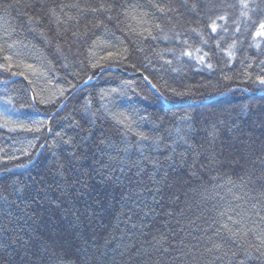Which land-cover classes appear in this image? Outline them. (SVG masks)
Segmentation results:
<instances>
[{
  "label": "trees",
  "instance_id": "1",
  "mask_svg": "<svg viewBox=\"0 0 264 264\" xmlns=\"http://www.w3.org/2000/svg\"><path fill=\"white\" fill-rule=\"evenodd\" d=\"M261 24L264 0H0V264H264Z\"/></svg>",
  "mask_w": 264,
  "mask_h": 264
},
{
  "label": "snow or ice",
  "instance_id": "2",
  "mask_svg": "<svg viewBox=\"0 0 264 264\" xmlns=\"http://www.w3.org/2000/svg\"><path fill=\"white\" fill-rule=\"evenodd\" d=\"M260 27H261V29H264V24H261ZM257 34L258 35H264V32H260V33H257ZM261 83L264 84V80H261ZM233 223L234 224H238L239 221L238 220H234ZM223 227L226 228L230 233H232V237H235L236 235H238V232L236 230H233V229L229 228L228 225L225 224V225H223ZM241 264H242V262H241Z\"/></svg>",
  "mask_w": 264,
  "mask_h": 264
},
{
  "label": "water",
  "instance_id": "3",
  "mask_svg": "<svg viewBox=\"0 0 264 264\" xmlns=\"http://www.w3.org/2000/svg\"><path fill=\"white\" fill-rule=\"evenodd\" d=\"M89 83H91V80L87 82V84H89ZM87 84L83 85V87L87 86ZM83 87H81V88H83ZM151 87H152L153 90H155V89H154V86H151ZM81 88H80V89H81ZM64 107H65V106H64V104H63L60 110H62ZM58 112H59V111H58Z\"/></svg>",
  "mask_w": 264,
  "mask_h": 264
}]
</instances>
